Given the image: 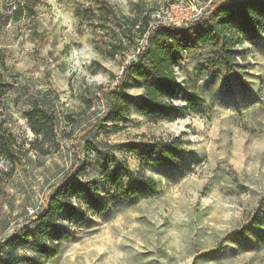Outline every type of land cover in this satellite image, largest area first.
<instances>
[{"label":"rangeland","instance_id":"obj_1","mask_svg":"<svg viewBox=\"0 0 264 264\" xmlns=\"http://www.w3.org/2000/svg\"><path fill=\"white\" fill-rule=\"evenodd\" d=\"M108 1L117 17L95 0H0L8 87L0 94V133L22 145L13 161L0 154V172L9 174L0 193V243L33 233L36 213L70 173L81 186L69 191L74 213L58 217L61 240L49 255L23 245L19 255L41 264H264V24L237 46L236 74L205 69L207 46L184 52L175 121L142 116L143 80L127 74L131 98L103 120L106 104L115 103L111 91L146 45L139 26L132 42L122 24L151 17L152 25H180L213 0ZM25 3L34 17L14 15ZM189 94L197 97L194 109ZM36 103L58 118L56 136L44 143L47 156L29 150L36 137L25 114ZM174 139L183 151L172 165L149 162L147 145ZM117 162L155 181V192L139 198L111 188L105 171ZM85 189L92 199L79 194Z\"/></svg>","mask_w":264,"mask_h":264},{"label":"trees","instance_id":"obj_2","mask_svg":"<svg viewBox=\"0 0 264 264\" xmlns=\"http://www.w3.org/2000/svg\"><path fill=\"white\" fill-rule=\"evenodd\" d=\"M95 2L105 13L117 17L108 0H95ZM26 10L33 17L36 15L27 3L19 4L15 8L14 15L22 16ZM132 22V27L122 24L129 40L135 42L136 37L132 29L139 26L137 32L141 38L145 37L146 45L139 48L135 60L118 79L116 89L111 91L112 101L115 103L106 104L107 111L103 120H108L111 114H120L117 102L126 103L131 98L125 82L127 74L143 80L144 94L140 98L138 112L150 122H173L180 114L174 103L180 91L176 67L183 61L184 52L187 50L200 52L207 46L211 48L212 56L205 62V69L222 68L228 73L236 74L238 57L236 48L255 35L264 24V0H213L207 8H203L201 14L180 25L174 23L152 25L151 17H144L143 22L139 20ZM110 56H115V53H110ZM3 66L4 59L0 57V94L5 96L8 87L4 84L1 74ZM197 101L195 94L188 95L187 102L193 109L196 108ZM25 118L36 137L30 141L29 150L42 156L49 155L50 150L45 149L44 143L47 138L56 136L58 118L53 112L37 103L25 114ZM182 142L174 139L172 142L150 143L146 148L149 162L155 165H172L183 151ZM21 147L22 145L11 134H5L4 130L0 133V154L13 161L16 148L18 150ZM115 164L113 171H105V177L111 188L123 189L126 194L139 198H147L155 192V181L141 172H134L127 163ZM6 176L9 174L0 172V193L3 192ZM70 178L71 175L68 173L61 187L55 188L56 194L36 216L38 223L33 233H26L23 239L14 237L0 243V264H7L5 258L12 264H28L30 261L41 264L38 259L19 255L17 251L21 245L38 255H49L53 252V247H56L55 244L62 238V230L57 225L59 215L64 211L72 215L75 210L69 191L73 190L75 185L81 186L78 179L70 180ZM79 194H88L92 199L87 189ZM93 210H97L96 207H93ZM21 240H24L23 244ZM49 242L53 245H49Z\"/></svg>","mask_w":264,"mask_h":264},{"label":"built area","instance_id":"obj_3","mask_svg":"<svg viewBox=\"0 0 264 264\" xmlns=\"http://www.w3.org/2000/svg\"><path fill=\"white\" fill-rule=\"evenodd\" d=\"M174 24H178V23H174ZM36 213V211L34 210V209H30L29 210V214H31V215H33V214H35ZM37 215H35V216H38L39 214L38 213H36Z\"/></svg>","mask_w":264,"mask_h":264}]
</instances>
